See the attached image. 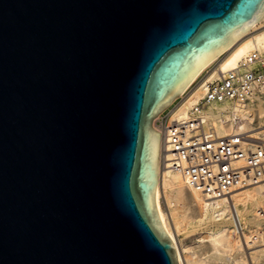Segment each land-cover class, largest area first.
<instances>
[{"label":"water","instance_id":"water-1","mask_svg":"<svg viewBox=\"0 0 264 264\" xmlns=\"http://www.w3.org/2000/svg\"><path fill=\"white\" fill-rule=\"evenodd\" d=\"M264 0H0V264H179L156 120Z\"/></svg>","mask_w":264,"mask_h":264},{"label":"bare ground","instance_id":"bare-ground-1","mask_svg":"<svg viewBox=\"0 0 264 264\" xmlns=\"http://www.w3.org/2000/svg\"><path fill=\"white\" fill-rule=\"evenodd\" d=\"M256 51L264 53V21L253 23L248 35L199 73L183 93L182 103L173 110L172 120L190 119V111L200 101L204 91L198 85L193 86L207 70L213 67L219 70L215 69L216 73L209 79L212 81L220 72L239 68ZM207 120L218 138L247 135V146L257 148L259 141L264 142V86L257 88L247 102L214 104L208 110ZM154 128L161 133L156 122ZM166 148V143L162 141L156 204L161 222L177 249L178 263L264 264V221L261 216L264 210V183L235 189L232 200L239 219L237 223L225 202L217 205L209 203L189 184L187 178L172 169L171 165L165 167L164 157L168 155L169 161L172 159L169 153L171 147L167 149L168 154ZM237 165H243V162ZM163 199L167 213L163 208ZM188 224L208 225L209 229L199 238L198 244L183 250L176 235L185 232Z\"/></svg>","mask_w":264,"mask_h":264},{"label":"built area","instance_id":"built-area-1","mask_svg":"<svg viewBox=\"0 0 264 264\" xmlns=\"http://www.w3.org/2000/svg\"><path fill=\"white\" fill-rule=\"evenodd\" d=\"M215 69L207 70L193 86L198 85L204 91L190 111L189 120L173 121L172 111L159 117L156 125L166 143V154L169 147L172 149L171 161L168 155L164 157L165 167L171 165L187 178L209 203L225 202L239 223L232 196L239 186L264 183V142L259 141L260 145L253 149L247 146V135L218 138L215 129L208 124L207 113L214 104L247 102L257 88L264 86V53L254 52L239 68L220 72L210 81L218 70ZM238 162L243 165L238 166ZM261 214L264 221V210Z\"/></svg>","mask_w":264,"mask_h":264},{"label":"rangeland","instance_id":"rangeland-1","mask_svg":"<svg viewBox=\"0 0 264 264\" xmlns=\"http://www.w3.org/2000/svg\"><path fill=\"white\" fill-rule=\"evenodd\" d=\"M181 99L176 101L174 103V105L167 112H165L163 115L164 116L169 115L173 111V109L181 103ZM255 133H253V134H255ZM162 201L164 204L163 208H164L165 212L167 213L168 209L166 206L165 199H163ZM208 229H209L208 225L188 224L185 232H183L181 235H176V239L179 243L180 248L185 250L187 248H190V247L198 244L199 238Z\"/></svg>","mask_w":264,"mask_h":264}]
</instances>
